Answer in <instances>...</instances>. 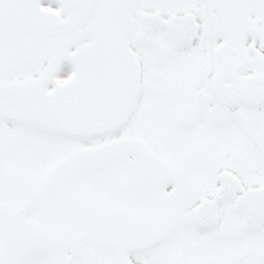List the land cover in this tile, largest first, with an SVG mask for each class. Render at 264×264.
I'll return each mask as SVG.
<instances>
[{"label":"snow or ice","instance_id":"obj_1","mask_svg":"<svg viewBox=\"0 0 264 264\" xmlns=\"http://www.w3.org/2000/svg\"><path fill=\"white\" fill-rule=\"evenodd\" d=\"M0 264H264V0H0Z\"/></svg>","mask_w":264,"mask_h":264}]
</instances>
